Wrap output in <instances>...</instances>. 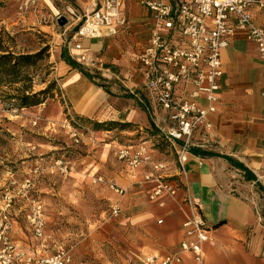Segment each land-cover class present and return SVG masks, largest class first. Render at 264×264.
I'll return each mask as SVG.
<instances>
[{"label": "crops", "instance_id": "1", "mask_svg": "<svg viewBox=\"0 0 264 264\" xmlns=\"http://www.w3.org/2000/svg\"><path fill=\"white\" fill-rule=\"evenodd\" d=\"M74 2L81 13L87 11L86 0ZM249 12L255 24L264 28V12L256 5H251ZM126 13L127 26L115 35L81 40L83 49L101 62L97 68L103 66L114 74L103 86L89 81L60 58L55 64L60 90L56 103L64 107L70 118L132 126L124 130L89 131L85 137L83 133L79 136L92 153L78 167H74L75 161H69L68 183L89 185V178L103 175L126 191L119 195L102 185L105 189L102 198L110 208L118 205L123 217L118 221L105 219L90 231L72 254L74 264H134L146 256L161 259L177 250L183 239L182 224L193 212L201 214L209 228V240L203 245L206 264H264V197L255 186L257 182L264 188V72L254 43L246 38L244 29L236 27L220 55L222 75L216 110L208 115L210 129L199 138L204 147L197 148L217 156L188 153L184 171L179 173L175 156H164L152 148L151 142L158 135L140 138L151 147L153 160L165 162L167 175L182 187L174 198L151 201L152 187L142 184L145 168L131 169L115 157L120 148L136 147L117 148L119 141L115 136L152 132L162 117V112L146 99L137 62L149 40L150 14L139 0L127 2ZM65 47L67 55L75 61L78 52L72 48V34ZM62 127H66L63 133L71 142L72 128ZM102 135L105 140H100ZM223 157L236 160L255 181H247L245 173ZM80 175H84V182ZM246 188L253 194L246 192ZM256 194L261 197L258 206L253 199ZM186 195L190 204L183 200ZM158 220L162 223L158 224ZM19 235L17 232L15 246L25 253H40L42 247L52 254L64 248L46 237L34 244L21 240ZM110 235L119 243L110 241ZM172 264L197 263L185 253L179 262Z\"/></svg>", "mask_w": 264, "mask_h": 264}, {"label": "built area", "instance_id": "2", "mask_svg": "<svg viewBox=\"0 0 264 264\" xmlns=\"http://www.w3.org/2000/svg\"><path fill=\"white\" fill-rule=\"evenodd\" d=\"M129 1L94 0L90 10L83 13L64 4L63 14L57 11L56 19L66 15L68 21L74 22L72 48L78 52L75 62L85 69L98 70L104 77L114 76L108 68H97L101 62L83 49L81 40L113 36L125 28ZM139 3L152 20L149 40L137 57L141 86L146 91V99L162 112L155 128L173 151L176 170L183 173L190 150L204 147L199 138L210 129L208 115L216 110L222 75L220 55L236 27L244 29L246 38L254 43L264 72V28L255 24L249 12L251 5L264 12V0H139ZM33 4L34 0H24L19 10L27 12ZM72 132V139L77 144L80 137L76 128ZM115 157L131 169L145 168L142 184L152 187L151 201L174 198L182 189L180 182L167 175L166 163L153 160L151 147L145 142L134 149H118ZM67 164L56 160L55 169L66 175ZM92 183L104 185L119 195L125 193L122 187L100 175L93 176ZM32 186L30 179H24L19 185V193L24 192L26 196ZM11 197L8 196V202ZM183 200L190 204L189 196H184ZM119 214V206L113 205L110 216L116 218ZM26 220L33 237L42 241L44 217L40 202L32 201ZM157 223L161 224L162 220ZM8 230L9 223L3 215L0 220V264H74L71 252L64 248L52 254L25 253L14 245ZM182 230L183 239L175 252L161 259L146 256L134 264H172L179 262L185 253L197 264H206L203 245L209 240V228L201 214L193 212L182 224Z\"/></svg>", "mask_w": 264, "mask_h": 264}, {"label": "rangeland", "instance_id": "3", "mask_svg": "<svg viewBox=\"0 0 264 264\" xmlns=\"http://www.w3.org/2000/svg\"><path fill=\"white\" fill-rule=\"evenodd\" d=\"M23 1L3 0L0 9V28L14 38L17 52L34 54L41 49L46 50L43 59L29 71L33 76L32 89L38 92L51 82L55 83V88L51 92L52 97H48L43 103L16 111L12 108V103L0 93V220L3 215L6 217L9 223L8 235L14 245H17L15 239L17 232L21 240L40 243L41 241L33 237L26 220L32 201L40 202L44 217L43 238L46 237L54 244L57 242L73 254L79 246L78 243L85 240L90 231L105 219L112 218L110 207L102 198V192L105 190L102 185L92 183V177L89 178L90 186L72 185L68 183L66 177L69 172V161H75L74 167H78L81 160L92 152H88V147L81 140L77 144L73 139L70 142L63 133L66 127L62 125L76 128L79 136L83 133L82 137L93 129L91 125L82 122H77L73 127L71 122L74 118H70L64 107L60 108L56 103L60 90L54 74L55 64L60 58L61 51L66 48V41L73 32L74 22L68 21L64 15L60 17H65L67 22L60 25L58 22L60 17L56 19L55 15L56 10L63 14L64 4L72 6L78 13L81 11L75 0H34L33 6L27 12H21L19 6ZM91 2L92 0H86L87 10L91 8ZM88 71L95 76V81L101 84L111 80L96 70ZM154 130L157 132L156 128ZM146 135L157 137L151 132L132 136L118 135L115 138L119 141L116 143L120 145L116 144V147L137 146L142 142L140 138L148 139ZM100 138L106 139L105 135ZM151 144L158 153L175 156L161 137L154 138ZM59 159L68 163L66 175L55 169V161ZM100 176L108 180L105 176ZM83 177L84 175L79 176L81 181L84 180ZM27 178L31 180L33 186L24 196V192L19 193V185ZM245 191L253 194L248 188ZM8 196H12L10 202ZM253 199L258 206L261 197L256 194ZM122 217L123 213L120 212L118 217L112 219L118 221ZM10 232L13 233V239ZM109 239L114 244L119 243L115 236L110 235ZM45 251L47 250L41 247V252L35 254H47Z\"/></svg>", "mask_w": 264, "mask_h": 264}, {"label": "trees", "instance_id": "4", "mask_svg": "<svg viewBox=\"0 0 264 264\" xmlns=\"http://www.w3.org/2000/svg\"><path fill=\"white\" fill-rule=\"evenodd\" d=\"M3 6V0H0V9ZM45 49L34 54L20 53L15 50V41L12 36L7 34L3 28H0V93L1 96L8 99L13 109L23 110L37 106L48 97H52L51 92L55 88V83H49L45 89L34 92L32 89L33 76L29 73L31 69L36 67L39 61L43 59ZM60 59L64 61L72 69L77 70L81 75L87 78L98 86H103L100 82L95 81V76L90 74L88 70L77 64L68 55L66 50L61 51ZM77 122L86 123L91 125L93 131H106L114 128L131 129L130 124H121L116 122H91L75 117L72 119L71 124L73 127ZM158 135L155 130L151 132ZM159 136V135H158ZM161 137V136H159ZM162 138V137H161ZM190 153L200 157L217 156L211 152L203 150L191 149ZM231 166L240 169L245 173L247 181H255V177L251 175L240 163L230 157H223ZM175 180V179H174ZM255 186L262 193L264 197V188L256 182ZM264 217V213H263Z\"/></svg>", "mask_w": 264, "mask_h": 264}, {"label": "water", "instance_id": "5", "mask_svg": "<svg viewBox=\"0 0 264 264\" xmlns=\"http://www.w3.org/2000/svg\"><path fill=\"white\" fill-rule=\"evenodd\" d=\"M58 22H59L60 25H64V24H66L67 20H66L65 17H60V18L58 19Z\"/></svg>", "mask_w": 264, "mask_h": 264}, {"label": "bare ground", "instance_id": "6", "mask_svg": "<svg viewBox=\"0 0 264 264\" xmlns=\"http://www.w3.org/2000/svg\"><path fill=\"white\" fill-rule=\"evenodd\" d=\"M56 13H57V10H56Z\"/></svg>", "mask_w": 264, "mask_h": 264}]
</instances>
